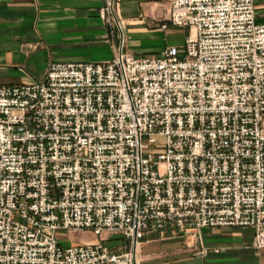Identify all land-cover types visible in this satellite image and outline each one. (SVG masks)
I'll return each instance as SVG.
<instances>
[{"label": "built area", "instance_id": "1", "mask_svg": "<svg viewBox=\"0 0 264 264\" xmlns=\"http://www.w3.org/2000/svg\"><path fill=\"white\" fill-rule=\"evenodd\" d=\"M51 62L0 84V264H138L148 235L252 228L264 248V24L254 0H170L181 49ZM96 239L63 247L58 232ZM125 241L122 250L105 235Z\"/></svg>", "mask_w": 264, "mask_h": 264}, {"label": "crops", "instance_id": "2", "mask_svg": "<svg viewBox=\"0 0 264 264\" xmlns=\"http://www.w3.org/2000/svg\"><path fill=\"white\" fill-rule=\"evenodd\" d=\"M170 0H116L123 22L124 52L159 55L174 47L180 30L166 23ZM103 0H0V84L41 81L51 62L109 61L120 45L99 17ZM255 21L264 24V0H254ZM252 228H206L197 235H148L138 264H264V248L251 246Z\"/></svg>", "mask_w": 264, "mask_h": 264}, {"label": "rangeland", "instance_id": "3", "mask_svg": "<svg viewBox=\"0 0 264 264\" xmlns=\"http://www.w3.org/2000/svg\"><path fill=\"white\" fill-rule=\"evenodd\" d=\"M257 24H259L258 21H256ZM115 34V33H114ZM187 32L186 30H180L178 33H176L174 36L170 37L171 43L178 49H181L184 44L185 36ZM57 240L60 242V244L63 247H67L69 245L71 246H77L80 243H86V242H93L95 241L96 237L90 233V232H58L56 234ZM105 244L114 249V251L122 250L123 246L125 245V241L121 239V237L117 235H105L104 238Z\"/></svg>", "mask_w": 264, "mask_h": 264}]
</instances>
